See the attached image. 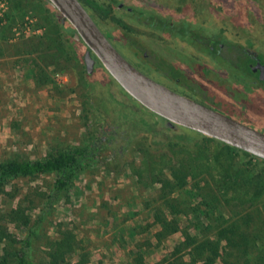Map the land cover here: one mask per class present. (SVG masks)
<instances>
[{"label": "rangeland", "instance_id": "1", "mask_svg": "<svg viewBox=\"0 0 264 264\" xmlns=\"http://www.w3.org/2000/svg\"><path fill=\"white\" fill-rule=\"evenodd\" d=\"M214 1L222 21L247 28L253 42L264 43V0ZM53 9L47 0H5L0 161L39 159L54 147L89 143L98 155L51 203L53 173L18 177L0 188V259L6 253L13 263L27 240L29 264H52L59 252L72 264H169L182 235H166L159 220L207 237L251 207L264 215V161H248L243 152L182 127L168 129L163 141L144 132L143 115L125 102L119 85L102 69L86 73L83 43L72 42ZM208 88L215 94L217 88ZM257 89L264 97V86ZM255 100L254 110L262 111L264 102ZM223 107L215 110L244 123ZM145 113L158 122L155 131L166 124ZM190 157L199 166L183 176ZM236 194L255 198L254 206L227 198ZM205 197L218 209L207 221L200 216ZM250 228L264 242V222Z\"/></svg>", "mask_w": 264, "mask_h": 264}, {"label": "flooded vegetation", "instance_id": "2", "mask_svg": "<svg viewBox=\"0 0 264 264\" xmlns=\"http://www.w3.org/2000/svg\"><path fill=\"white\" fill-rule=\"evenodd\" d=\"M79 1L135 68L212 109L227 106L255 129L264 126V109L256 112L250 101L264 102L257 89L264 86V43L222 21L214 0Z\"/></svg>", "mask_w": 264, "mask_h": 264}, {"label": "trees", "instance_id": "3", "mask_svg": "<svg viewBox=\"0 0 264 264\" xmlns=\"http://www.w3.org/2000/svg\"><path fill=\"white\" fill-rule=\"evenodd\" d=\"M58 23L60 27L68 34H71L70 36L72 37V28L64 26L59 21ZM72 42L76 43V40H74L73 37ZM118 87L121 89L120 86ZM121 91L123 90L121 89ZM123 97L125 98V102L127 104L131 105V107L137 108L143 115L140 120L141 129L144 132H151L153 136L156 137L155 139H159L157 141H163L170 138L167 130L176 128L169 127L167 124H164L161 125L157 131H155V125L156 123L158 124V122L155 121L154 118L153 121H151L152 119L149 116H146L145 110L148 109L128 97L125 93ZM149 120L151 122H149ZM217 141L223 143L219 140ZM225 146H229L237 152H243L248 157V161L252 159L264 161V159L242 151L236 147H232L227 144H225ZM96 147L97 145L91 143L81 146H69L66 148L54 147L48 150L44 157L39 159L30 160L27 158L12 157L2 160L0 161V188L18 177H31L35 175L53 173L55 175L53 189L46 200L47 204L51 203L53 200L58 199L61 193L63 194L76 175L80 174L91 162L96 161L98 155ZM189 161L191 163L190 168L185 166V171H181L183 176H187L188 174L193 176L190 169L198 168L199 166V164H196L193 157H190ZM177 172L178 168L173 167L171 169V173L173 175H176ZM176 178L179 179L178 176H176ZM227 198L247 204L248 206H254L256 201L255 198L249 197L245 194H236ZM204 199L207 200L205 202L206 208L200 213V216L202 220L207 221L210 214H212L213 211L217 213L218 209L214 205V202H210V198L205 197ZM175 212L182 217L187 216L183 210L178 209ZM7 215L10 216L11 214L8 213ZM258 221L264 222V215L260 210L255 207H251L249 211L240 213L236 216V218L217 228L214 233H211V236L203 237L200 236L201 232L192 234L188 231L187 227L180 230V227L176 224L168 226L169 224L159 220L160 223H163L161 227L165 229L164 231L166 235H171L178 231H180L182 235V240L174 245V248L169 256L171 258L169 264H264V242L260 241V236H258L259 231L255 228H250L252 223ZM198 227L200 228L201 225H198ZM161 233L162 230H160L158 234ZM254 250L259 251V253L251 256L250 252ZM139 257L140 256L136 259ZM139 259H141V257ZM59 261L65 264H72L67 262L63 256V252L57 253L56 258L51 263L60 264ZM29 262L27 240H24V244L13 263L10 255L6 253H3V257L0 259V264H29Z\"/></svg>", "mask_w": 264, "mask_h": 264}, {"label": "water", "instance_id": "4", "mask_svg": "<svg viewBox=\"0 0 264 264\" xmlns=\"http://www.w3.org/2000/svg\"><path fill=\"white\" fill-rule=\"evenodd\" d=\"M70 26L75 40L83 43L82 59L87 74L104 70L140 105L167 121V126H180L219 140L264 159V133L212 109L197 100L177 93L147 76L129 63L99 29L79 0H47ZM98 62V67H94ZM260 78L264 79L261 72Z\"/></svg>", "mask_w": 264, "mask_h": 264}, {"label": "built area", "instance_id": "5", "mask_svg": "<svg viewBox=\"0 0 264 264\" xmlns=\"http://www.w3.org/2000/svg\"><path fill=\"white\" fill-rule=\"evenodd\" d=\"M5 0H0V24L4 20Z\"/></svg>", "mask_w": 264, "mask_h": 264}]
</instances>
